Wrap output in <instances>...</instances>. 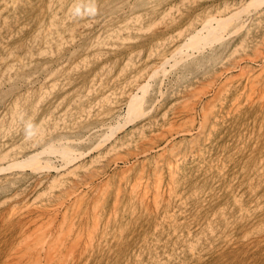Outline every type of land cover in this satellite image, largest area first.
Returning a JSON list of instances; mask_svg holds the SVG:
<instances>
[{"label":"rangeland","instance_id":"374dc122","mask_svg":"<svg viewBox=\"0 0 264 264\" xmlns=\"http://www.w3.org/2000/svg\"><path fill=\"white\" fill-rule=\"evenodd\" d=\"M0 264H264V0H0Z\"/></svg>","mask_w":264,"mask_h":264},{"label":"bare ground","instance_id":"6f19581e","mask_svg":"<svg viewBox=\"0 0 264 264\" xmlns=\"http://www.w3.org/2000/svg\"><path fill=\"white\" fill-rule=\"evenodd\" d=\"M259 1V0H258ZM259 4V3H258ZM250 5H252V4H250ZM259 8V7H258ZM239 11V10H238ZM228 17V16H227ZM212 19V18H211ZM226 20H228V19H226ZM212 21H215V20H212ZM212 21H210V22H212ZM210 22H208L204 27L205 28H207L208 26H209V24H210ZM216 22H218V19H217V21ZM220 22H222V21H220ZM218 23V27L216 28V25L211 29V30H208V31H206V32H208V33H206L204 36H202V35H197L196 37H194V39L193 40H191V44L190 45H193V44H196V43H200L201 41H206L207 42V40H209V41H211L212 39H214L216 36H218L219 35V33H221L222 32V30L224 29V25L222 26V24L221 23ZM223 23V22H222ZM204 24V23H203ZM217 24V23H216ZM224 24H225V22H224ZM212 26V25H211ZM210 26V27H211ZM210 27H209V29H210ZM207 30V29H206ZM203 32V31H202ZM191 36V35H190ZM217 39V38H216ZM195 41V42H194ZM187 43V42H186ZM187 44H189V42L187 43ZM208 44V43H207ZM204 47L206 46V43L203 45ZM200 48V47H199ZM202 48V47H201ZM199 50H202V49H199ZM195 51H196V49H195ZM197 51H198V48H197ZM192 52V51H191ZM183 55H185V53L183 54ZM189 56V55H188ZM174 60V59H173ZM229 72V71H228ZM154 74V73H153ZM153 77V76H152ZM234 78V77H233ZM142 87V86H141ZM203 88V87H202ZM144 90V89H143ZM201 95H202V92H201ZM135 100V99H134ZM133 100V101H134ZM137 100H138V98H137ZM140 100V99H139ZM136 103H137V101H136ZM135 103V104H136ZM133 103H131V105H132ZM141 104V103H140ZM139 104V105H140ZM138 104H136L135 106V109H134V106H130L129 107V111H130V113H132V111H136V108L137 107H140ZM128 109V108H127ZM138 109V108H137ZM152 109V108H151ZM136 113V112H135ZM206 114V113H205ZM208 114V113H207ZM130 116V115H129ZM206 129V128H205ZM191 132V131H190ZM197 144V143H196ZM52 145V144H51ZM50 151V150H49ZM41 152V151H40ZM33 154V153H32ZM35 154V153H34ZM38 154V153H37ZM65 154V153H64ZM28 156V155H27ZM61 157V156H60ZM27 159V158H26ZM28 159H30V158H28ZM34 159V158H33ZM33 159H31V160H33ZM24 160V159H23ZM42 161V160H41ZM24 162V161H23ZM26 162V161H25ZM68 162H70V161H68ZM32 163V162H31ZM41 163V162H40ZM22 164H24V163H22ZM29 166L30 164H26L25 163V166ZM32 165V164H31ZM34 165V164H33ZM37 165H38V163H37ZM11 166H13V165H11ZM36 165H34V168L36 169V167H35ZM17 167V166H16ZM20 167H21V164H20ZM31 167V166H30ZM33 167V166H32ZM8 169L10 168V167H7ZM34 168H32V169H34ZM34 169V170H35ZM39 169H40V165H39ZM7 170V169H6ZM33 170V171H34ZM45 170H47V167H46V169ZM155 173V172H154ZM61 242V241H60ZM55 250V249H54ZM32 252V251H31ZM34 259V258H33ZM62 263V262H61Z\"/></svg>","mask_w":264,"mask_h":264}]
</instances>
